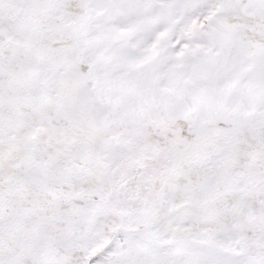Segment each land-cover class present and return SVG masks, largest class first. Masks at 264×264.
Wrapping results in <instances>:
<instances>
[{
  "label": "snow or ice",
  "instance_id": "obj_1",
  "mask_svg": "<svg viewBox=\"0 0 264 264\" xmlns=\"http://www.w3.org/2000/svg\"><path fill=\"white\" fill-rule=\"evenodd\" d=\"M0 264H264V0H0Z\"/></svg>",
  "mask_w": 264,
  "mask_h": 264
}]
</instances>
